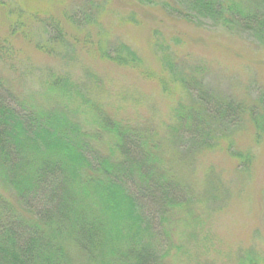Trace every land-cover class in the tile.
Returning <instances> with one entry per match:
<instances>
[{"label":"trees","instance_id":"1","mask_svg":"<svg viewBox=\"0 0 264 264\" xmlns=\"http://www.w3.org/2000/svg\"><path fill=\"white\" fill-rule=\"evenodd\" d=\"M89 3L94 9L95 5ZM145 3L190 24L206 20L231 35L248 36L258 54H264V0ZM95 8L100 11V7ZM88 15L90 22L92 16ZM19 23L8 32H20L23 23ZM54 30L60 34L56 40L65 45L61 29ZM2 44L0 53L5 58ZM94 52L120 67L131 61L140 63L123 44L112 56L103 49ZM181 74H175L179 90L190 99L197 88L198 95L191 104H180L173 111L172 134L163 141L156 132L114 118L67 76L49 77L39 101L38 95L13 91L0 72V264L199 261V256L191 252L195 238L190 241L180 235L178 226L191 228L203 223L196 214L199 207L217 202L218 192L226 190L222 183L232 180L226 170H220L208 177L218 182L219 188L209 185L198 192L182 173L188 172L192 182L199 181L201 176L188 164L203 165L209 151L222 150L228 171L235 177L249 180L258 176L260 169L257 173L252 170L255 158L250 150L234 149V140L227 135L216 137L218 132L249 134L253 136L251 142L259 144L264 137V95L253 103L231 100L203 88L199 79L202 70ZM51 98L55 105L48 106ZM72 98L79 99L75 109L67 102ZM168 145L173 151L167 149ZM206 174L204 171L202 180L207 179ZM234 190L241 197L240 188ZM263 197L264 171L260 192L253 198L257 206L264 203ZM221 203L215 207H221ZM226 210L216 216L222 213V217ZM261 219L252 244L244 247L246 237L239 242L235 264H264V215ZM242 226L240 231L244 232ZM234 230L238 237L233 235L232 239L242 240L244 235L239 236L236 226ZM207 241L211 248L210 234ZM229 244L217 241L215 255L228 251ZM202 264H212L205 253Z\"/></svg>","mask_w":264,"mask_h":264},{"label":"rangeland","instance_id":"2","mask_svg":"<svg viewBox=\"0 0 264 264\" xmlns=\"http://www.w3.org/2000/svg\"><path fill=\"white\" fill-rule=\"evenodd\" d=\"M146 1L0 0V43L6 50L5 58L0 53V72L10 81L13 91L38 95L39 101H42L44 84L49 77L67 76L77 87L80 84L81 92L89 100L114 118L156 132L162 140L169 139L172 134L173 111L180 104H191L198 95L197 88L190 99L179 90L175 74L180 76L202 70L199 79L209 94L235 101L251 100L253 103L258 96L264 95V54H258L257 46L248 36L231 35L206 20L195 24L184 22L156 11ZM89 2L100 7V11L96 12L95 6L90 9ZM88 14L92 16L90 22ZM19 22L23 23L20 32H8L11 27L17 28ZM54 27L63 32L61 40L65 45L56 40V35L60 34ZM121 44L140 59L138 65L131 61L124 65L126 67H120L102 60L94 52L103 49L112 56ZM49 100L48 106L55 105L53 98ZM78 100L72 98L67 102L75 109ZM225 135L233 138L234 149L251 151L255 158L252 170L260 171L253 180L238 179L228 171L226 154L222 150L209 151L203 165L188 164V168L194 169L201 178L192 182L186 171L182 177L193 183L198 192L209 185L219 188L218 182L208 177L220 170H226V176L232 180L222 183L226 190L222 194L221 190L218 192L217 202L199 207L196 214L203 223L191 228L178 226L180 235L190 241L195 238L191 252L199 256V261L191 264H202L203 253L211 258L212 264H235L236 252L241 248L239 242L246 237L244 247H249L254 230L262 223L264 203L259 202L257 206L253 198L263 184L264 137L259 144L251 142L253 136L249 134L218 132L216 138L223 139ZM167 149L173 151L171 145ZM204 171L207 172L206 180H202ZM235 188H240L241 197ZM236 197L239 198L234 199ZM220 201L221 207H215ZM221 210L222 213L226 210L225 214L216 216ZM240 224L244 232L240 231ZM234 226L240 237L244 235L240 241L231 237H238ZM209 234L211 248L207 241ZM183 240L187 246V239ZM217 241L230 242L228 251L220 256L215 255Z\"/></svg>","mask_w":264,"mask_h":264}]
</instances>
